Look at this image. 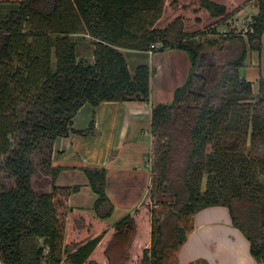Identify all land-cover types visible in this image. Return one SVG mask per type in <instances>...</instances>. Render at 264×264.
<instances>
[{
  "label": "trees",
  "instance_id": "16d2710c",
  "mask_svg": "<svg viewBox=\"0 0 264 264\" xmlns=\"http://www.w3.org/2000/svg\"><path fill=\"white\" fill-rule=\"evenodd\" d=\"M164 2L21 0L0 21V171L11 182H0L3 264H179L194 216L213 206L229 208L251 255L264 264V79L255 95L240 74L250 52L261 54L264 2L245 36L221 39L187 32L184 17L207 12L226 19V5L191 0L187 11L156 29ZM228 41L240 42L239 56L206 65V47L222 49ZM152 45L153 52L182 50L191 63L174 101L152 109L158 157L152 184L156 177L158 191L174 199L143 205L108 228L103 221L114 205L106 169L85 170L98 196L97 217L69 206L79 187L54 185L51 193H38L33 178L55 182L56 140L95 136L102 103L150 102L155 69L141 63L132 72L123 50L148 52ZM85 105L93 107V119L77 130L74 119Z\"/></svg>",
  "mask_w": 264,
  "mask_h": 264
},
{
  "label": "crops",
  "instance_id": "0c3cea01",
  "mask_svg": "<svg viewBox=\"0 0 264 264\" xmlns=\"http://www.w3.org/2000/svg\"><path fill=\"white\" fill-rule=\"evenodd\" d=\"M21 0H0V13L16 6ZM133 72L145 62L155 69L151 78V99L141 101L104 102L96 109V134L85 138L72 135L55 142L52 167L60 169L55 182L42 175L33 180L38 193H51L53 186L79 187L68 203L97 217L94 210L97 194L85 170H107L106 193L114 205L108 228L133 213L147 202L152 188V154L157 138L152 134V109L155 105L171 104L175 91L188 80L191 63L186 52L166 49L162 52L123 50ZM254 53V52H253ZM258 63L251 69L245 65V78L258 87L264 79V36ZM133 60V61H131ZM94 109L85 105L74 119V128L85 130L93 119ZM152 198V197H151ZM179 264H258L251 255L250 242L234 226L228 207L213 206L194 216V230L179 252Z\"/></svg>",
  "mask_w": 264,
  "mask_h": 264
},
{
  "label": "rangeland",
  "instance_id": "374dc122",
  "mask_svg": "<svg viewBox=\"0 0 264 264\" xmlns=\"http://www.w3.org/2000/svg\"><path fill=\"white\" fill-rule=\"evenodd\" d=\"M191 0H165L164 9L159 20L154 21V27L156 29H164L170 23H172L176 15L182 14L187 11V5ZM217 3L224 4L229 9V16L226 19H214L209 13L203 12L196 15H187L184 17V25L187 32L191 34H199L202 38L207 39H221L228 35H242L245 36L249 30V25L251 24L255 15L259 12V6L264 0H213ZM18 6V5H17ZM13 6V7H17ZM184 6V7H183ZM9 7L6 12L0 13V21H2L6 15L9 13ZM153 18H147L145 24V30L151 29L149 22ZM141 31L140 33H146ZM220 46L206 47V65H213L215 67L222 63L235 59L239 56L241 52L240 42H225L223 48L219 49ZM162 52V51H160ZM258 55L256 53L250 52L248 58L245 62L246 67L251 69L253 62L258 63ZM133 61V60H131ZM145 63V62H143ZM258 93V87L255 88V95ZM229 141L227 145H230ZM156 146L152 154V168H154L156 160L158 159L156 153ZM249 151V148L248 150ZM34 160L37 164L41 162V157L36 156ZM41 174L34 176L41 177ZM7 173L0 171V182H5L10 184L11 182L7 180ZM155 182L152 184L151 191L147 197V202L144 205L154 206L157 202H173V196L169 193H161L158 191L159 180L155 177ZM152 197V198H151Z\"/></svg>",
  "mask_w": 264,
  "mask_h": 264
},
{
  "label": "water",
  "instance_id": "95a60500",
  "mask_svg": "<svg viewBox=\"0 0 264 264\" xmlns=\"http://www.w3.org/2000/svg\"><path fill=\"white\" fill-rule=\"evenodd\" d=\"M158 48L159 49L163 48V44H158ZM240 74H241V78H245V69L244 68H242L240 70Z\"/></svg>",
  "mask_w": 264,
  "mask_h": 264
},
{
  "label": "built area",
  "instance_id": "2783aa9c",
  "mask_svg": "<svg viewBox=\"0 0 264 264\" xmlns=\"http://www.w3.org/2000/svg\"><path fill=\"white\" fill-rule=\"evenodd\" d=\"M155 48H156V46H155V45H152V46H151L150 53H152V52H153V50H154ZM0 264H3L1 259H0Z\"/></svg>",
  "mask_w": 264,
  "mask_h": 264
}]
</instances>
